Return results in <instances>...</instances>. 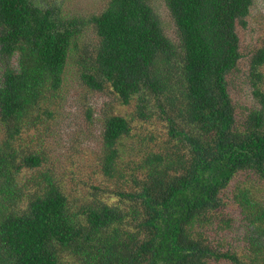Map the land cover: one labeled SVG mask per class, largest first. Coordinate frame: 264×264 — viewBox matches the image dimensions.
Masks as SVG:
<instances>
[{
    "label": "trees",
    "instance_id": "obj_1",
    "mask_svg": "<svg viewBox=\"0 0 264 264\" xmlns=\"http://www.w3.org/2000/svg\"><path fill=\"white\" fill-rule=\"evenodd\" d=\"M164 1L176 42L146 0H0V264H264V47L231 93L254 0ZM69 62L110 98L89 192L48 152Z\"/></svg>",
    "mask_w": 264,
    "mask_h": 264
},
{
    "label": "rangeland",
    "instance_id": "obj_2",
    "mask_svg": "<svg viewBox=\"0 0 264 264\" xmlns=\"http://www.w3.org/2000/svg\"><path fill=\"white\" fill-rule=\"evenodd\" d=\"M44 5L49 2L63 8L67 15L90 17L100 14L108 6L110 0H41ZM159 14L166 34L173 40L178 41L177 28L174 19L164 0H146ZM248 24L242 33V51L245 60L237 72V78L231 80V93L240 106L253 104V88L249 80L248 59L257 49L264 47V0H254ZM84 33L79 47L84 49L95 47L97 44L96 34L91 30ZM79 68L69 62L65 74L63 100L58 111V120L55 132L48 140V152L56 159L57 172L65 176L67 185L77 187L84 192L90 188H80L90 176V168L87 166L97 153L101 143L103 118L105 106L110 98L98 92L89 91L82 85L79 77ZM264 73V67L262 68ZM126 112H130L128 108ZM87 114L91 115L89 122ZM162 135H165L163 133ZM2 137H0L1 139ZM129 142H132L130 140ZM234 217L229 212L226 218ZM231 243V241L229 240ZM224 264V263H222Z\"/></svg>",
    "mask_w": 264,
    "mask_h": 264
}]
</instances>
